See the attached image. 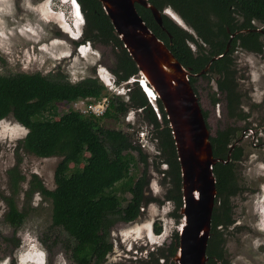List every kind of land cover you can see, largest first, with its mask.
<instances>
[{"label": "trees", "instance_id": "trees-1", "mask_svg": "<svg viewBox=\"0 0 264 264\" xmlns=\"http://www.w3.org/2000/svg\"><path fill=\"white\" fill-rule=\"evenodd\" d=\"M77 2L85 17L82 41H89L94 47L104 45L112 48L115 61L110 71L117 83L137 74L138 67L100 0ZM149 3L161 11L165 7H172L195 29L198 38L164 13L162 28L155 21L151 9L142 6L152 16L151 20L143 17L149 27L193 73L200 72L213 56L223 54L231 42V50L221 59L213 61L211 68L221 73L218 84L223 92H227L229 116L242 118V113L237 110L242 97L238 84L230 83V77L235 75L231 69L235 66L231 54L238 45L250 51L264 52L261 33L250 30L254 28V20L264 22V0H149ZM140 7L137 5L139 12ZM240 30L246 31L231 40L230 34ZM189 41L196 42V53ZM68 77L61 69H53L48 74L0 73V120L13 117L27 128L26 135L19 140L16 148L19 156L17 163L8 171L12 193L3 195L8 204L4 220L14 228L12 236L5 235L4 240L14 245L15 249L22 245L15 236L26 220V212L17 204L18 195L23 190L22 183L27 181V176L20 169L21 153L42 158L61 157L59 169L64 175L57 180L56 187L49 189L39 179L32 177L25 196L30 198L40 192L51 199L52 226L58 228L59 233L66 234L67 238L61 244L70 261L74 264H103L114 249L110 240L114 224L117 221L130 223L137 220L144 206L153 199L147 193L151 180L149 154L132 139L131 133L105 126V119L120 120L130 109H141L143 119L151 126L150 133L159 151L156 159L167 164V168L161 172L171 182L166 198L174 202V215L177 216L183 205L181 167L169 119L159 98L156 102L159 112H156L140 84L134 82L128 86L130 99L110 96L108 106L101 115L74 109L61 114L56 109L59 102L87 99L92 103L109 96L106 85L97 76H85L75 82ZM195 79L190 78L191 84ZM213 100L217 99L213 97ZM236 131L235 127L228 126L211 137L214 156L227 160L230 155L231 160L217 162L214 166L218 195L212 215L207 264H229L223 250L225 240L219 227L223 226L224 229L232 225L231 197L239 193L235 162L242 159L244 152L240 146L230 151L229 146L234 142ZM82 160L84 163L81 166ZM140 162L143 170L136 178L131 170ZM153 162L156 166L160 164L157 160ZM71 164L74 167L71 168ZM127 193L131 194V198H127ZM156 232L160 234L162 226H157ZM57 241L55 239L53 243ZM178 246L179 233L176 232L169 245L158 247L140 262L176 264L173 256ZM48 249L51 250L52 246Z\"/></svg>", "mask_w": 264, "mask_h": 264}, {"label": "rangeland", "instance_id": "rangeland-1", "mask_svg": "<svg viewBox=\"0 0 264 264\" xmlns=\"http://www.w3.org/2000/svg\"><path fill=\"white\" fill-rule=\"evenodd\" d=\"M69 2L0 0V73L48 74L53 69H61L73 82L85 76H97L105 84L103 73L108 71L111 78L109 80H114L110 66L115 57L110 46L92 45L93 50L84 47L86 50L80 54L77 47L85 42L73 41L63 30H71L70 25L74 28L73 11ZM9 4L10 15L4 12V8ZM140 12L146 20L152 19L145 7L141 6ZM256 25L261 27L264 23L259 21ZM234 55L237 59L238 86L242 91L243 110L250 111L252 121H262L264 110L259 107L257 110L251 108L255 103H264V52L254 53L241 49ZM196 86L207 113L208 127L213 135L220 129L232 126L236 127L238 136L242 127L251 122L250 120L245 123L230 116L228 118L222 96L218 95L220 103L213 104L212 97H217V90L211 80L198 78ZM106 89L109 96H103L92 103L96 111L102 114L108 106L110 96H122L114 89ZM119 89L125 90L122 87ZM89 104L87 101H63L57 104L56 109L62 114L72 108L84 110ZM134 110L137 111L136 114L134 111H128L120 120L106 118L104 125L131 133L132 139L146 148L151 175L147 193L149 197L159 200L152 199L145 205L137 220L130 223L117 221L114 224L110 235L114 249L103 264H139L134 254L135 249L141 246L142 250L147 246L149 250H154L159 245H169L182 221L181 214L174 215V202L166 198V191L171 182L169 178H163L161 171L167 168V164L159 158L156 159L159 151L152 141L145 134H138L139 130H151V126L143 119L142 111ZM155 110L157 112V108ZM26 132L27 128L13 117L0 120V264H74L62 248L61 243L66 240V234L59 233L58 228L52 226L51 199L40 192L30 198L25 196V190L28 189L32 177L39 179L49 189L56 187L57 180L64 175L59 169L61 157L42 158L31 153H21L20 169L27 176V181L22 183L23 190L18 195L17 204L26 212V220L15 236L21 240L22 245L15 249L14 245L4 240L5 235L12 236L14 228L4 220L8 204L3 195L12 193L8 171L17 163L19 156L16 148ZM245 147L244 157L235 166L239 193L231 197L233 223L228 228H219L225 240L223 250L229 264H264V150L253 148L249 144ZM154 160L160 164L156 166ZM83 163L82 160L80 165ZM70 166L74 167L73 164ZM142 170L143 164L140 162L135 164L131 171L137 178ZM127 198H131L130 193H127ZM157 226H162L160 234L156 232ZM55 239H58L56 244L53 243ZM153 242L154 244H151ZM129 245H132V251L126 249ZM50 246L51 250L48 249Z\"/></svg>", "mask_w": 264, "mask_h": 264}, {"label": "water", "instance_id": "water-1", "mask_svg": "<svg viewBox=\"0 0 264 264\" xmlns=\"http://www.w3.org/2000/svg\"><path fill=\"white\" fill-rule=\"evenodd\" d=\"M118 36L138 67V73L123 82L127 86L138 82L155 106L159 98L173 132L182 176L183 205L179 210V246L173 256L176 264H207V247L212 230L217 177L214 166L227 160L214 156L211 137L214 136L204 116L202 106L190 83L191 71L186 68L149 27L137 5L151 9L155 21L163 27L162 11L149 0H100ZM169 16V15H168ZM238 31L232 34L234 38ZM221 56L214 57L213 60ZM158 106V105H157ZM155 108L158 109V107Z\"/></svg>", "mask_w": 264, "mask_h": 264}, {"label": "flooded vegetation", "instance_id": "flooded-vegetation-1", "mask_svg": "<svg viewBox=\"0 0 264 264\" xmlns=\"http://www.w3.org/2000/svg\"><path fill=\"white\" fill-rule=\"evenodd\" d=\"M169 10H171V9L168 8L166 10V13L171 18H174L178 22L182 23V21L180 20V18L178 19V17L173 12H169ZM257 22H259V21L258 20H254L253 21L254 28H251L250 30L258 31L259 33H261L260 39H262L264 41V25L261 26V27H259V26L256 25ZM184 29L187 30L189 33H191L195 38H198V34L196 33L195 29L192 28L191 26H189L188 24H187V27H185ZM245 31L246 30H240V32L238 31V34L239 33H244ZM232 34H230V39L231 40L233 39ZM199 41L202 42V40H200V39H199ZM189 44H190V47L193 50V52L196 53L198 51V46H197L196 42L189 41ZM231 46H232V44H231V42H229L228 46L226 47L225 52L223 54L213 56L211 58V60L209 61V63L200 72H197V73L191 72L192 74H191L190 78L191 77L196 78L195 79V82L193 84H191V85H192V87H193V89H194V91H195V93H196V95H197V97L199 99V102H200V104L202 106L204 116L206 114V116H205L206 120H207V113L205 112V110L203 108V104H202V101L200 99L199 92L197 90V86H196L197 85V80H198V78H206L208 81L209 80L212 81V84H214L215 89L217 90L216 91L217 92V97L215 95L213 96L217 100L214 101L213 100V97H212V102H213L214 105L220 103L218 95L220 97L222 96L223 97V100L222 101L224 102L225 108L227 109L226 112H225V114L229 118V109L227 108V106H228V100L226 99L227 92L226 91L223 92L219 88V84H218V81L221 78V73L218 72L216 68L212 70L211 66L213 64V61L219 60L222 57H224L231 50ZM241 49L246 50V51H249V52H254V53H263V52L250 51V50L245 49L244 47L239 46V45L236 46L235 48H233V51H232V54L231 55L234 56L235 66H234V68H231V69L235 72V75L230 77V78H232L231 81H230V83L232 85L233 84H236V85L238 84V77H239L238 71H237V59H236L234 53L235 52H239ZM221 55H223V56L220 57V58H218V59L213 60L214 57H218V56H221ZM190 83H191V81H190ZM132 84H134V82ZM237 88H238V90H239V92L241 93V96H242V91L239 89V86L238 85H237ZM257 107L261 108V110H264V103H260V104L255 103L254 106H253V108H251V110H257ZM237 110H239V112L242 113V118H240L237 115H235L232 119L238 118L239 120L245 121V123L247 121H250L251 120V122H248V126L242 127L241 132H240V134L238 136H237V131H236V137L233 139L234 142L229 145L230 148H231L230 151H233V149H235L236 146H240L242 148L243 152H246V147H245L246 144H249L253 148H255V147L256 148H262L264 150V116L262 117V121H259V122H256L254 120L252 121V118H250V111L249 112H245V110H243L242 97L240 99L239 109H237ZM207 123H208V121H207ZM230 127H232V126H230ZM243 157H244V155H243ZM230 160H231V158L229 159V161ZM240 161L241 160L236 161L235 162V165L238 162H240ZM164 177L165 176H163V178ZM151 244H154V243H151ZM161 246L162 245H159L158 247H161ZM145 247L146 248L145 249H142V250L140 249L141 247H139V248L135 249V251H134V254H136V259L138 258V263L139 264H142L140 262L141 259L147 257L150 252H153V251H155L157 249V248H154V250H149V247H147V246H145ZM126 249L128 251H132V249H130L129 247H127ZM220 263H221V261H220Z\"/></svg>", "mask_w": 264, "mask_h": 264}, {"label": "clouds", "instance_id": "clouds-1", "mask_svg": "<svg viewBox=\"0 0 264 264\" xmlns=\"http://www.w3.org/2000/svg\"><path fill=\"white\" fill-rule=\"evenodd\" d=\"M70 6L72 7V11H73V22H72V24H73V27L74 28H72L71 27V29H72V31L70 32V31H67L66 29H63L64 31H65V33L66 34H68L71 38H72V40L73 41H82V39H83V32H84V30H83V28H84V25H85V17H84V14H83V12H82V10H81V7H80V4L77 2V0H71L70 2ZM4 12H5V14H8V15H10L11 14V4H9V5H7L5 8H4ZM76 14H81V16H82V18L80 19L81 20V26H82V28L81 29H79V26H78V24H77V20H76ZM166 15V14H165ZM168 16V15H167ZM170 17V16H169ZM171 18V17H170ZM172 19V18H171ZM177 23V22H176ZM70 24V23H69ZM237 32V31H236ZM235 33V32H234ZM84 47H87V48H89V49H92L93 50V46H92V43L91 42H89V41H86L85 43H82V44H79L78 45V51H79V53L80 54H82V51H85L86 49L84 48ZM103 73V72H102ZM103 77H104V82H105V85L111 90H113L114 89V91L115 92H117L118 94H121L122 95V97L125 99V100H129V88H128V86H129V84L127 85V86H123V82L122 83H117V81H116V79L114 78V82L112 81L111 82V80H109V75H110V73L108 72V71H106L105 73H103ZM112 75V74H111ZM111 79V78H110ZM121 88H125V90H120L119 89V87ZM72 103V102H71ZM135 108H132V109H130L129 110V112H135V114H136V110H134ZM139 111H141V109H139ZM157 112H158V110H157ZM160 114V113H159ZM141 133H143V134H141ZM138 134H140V135H146L149 139H150V141H152V143L155 145V147H157V145H156V143H155V141L152 139V135H151V133H150V130L148 131H144V130H139L138 131ZM144 135V136H145ZM139 138V137H138ZM143 147V146H142ZM145 150H146V148L145 147H143ZM134 242V241H133ZM149 242H150V240H149ZM154 243V242H153ZM131 246V247H130ZM130 249H133L132 248V245H129L128 246ZM141 247V246H140ZM37 262V261H36Z\"/></svg>", "mask_w": 264, "mask_h": 264}, {"label": "built area", "instance_id": "built-area-1", "mask_svg": "<svg viewBox=\"0 0 264 264\" xmlns=\"http://www.w3.org/2000/svg\"><path fill=\"white\" fill-rule=\"evenodd\" d=\"M111 82H112V80H111ZM113 82H114V80H113ZM85 101L88 102L87 99H79V100H75V101H73L72 103L85 102ZM88 103H89V102H88ZM92 103H94V102H92ZM92 103H90L89 106H88V108H86V109H84V110H82V109H74V108H72V109H74V110H79V111H81V112H83V113L94 112V113H96V114L101 115L102 113H98V112L96 111L95 106H93ZM105 110H106V109H105ZM103 113H104V112H103Z\"/></svg>", "mask_w": 264, "mask_h": 264}, {"label": "bare ground", "instance_id": "bare-ground-1", "mask_svg": "<svg viewBox=\"0 0 264 264\" xmlns=\"http://www.w3.org/2000/svg\"><path fill=\"white\" fill-rule=\"evenodd\" d=\"M68 1H71V0H68ZM169 12H172V10H169ZM176 15V14H175ZM177 16V15H176ZM178 17V19H179V16H177ZM76 18H77V24H78V26H79V29H81V18H82V16H81V14L79 15V14H76ZM70 27H72L71 25H70ZM66 29V28H65ZM67 31H72V29L71 30H68V29H66Z\"/></svg>", "mask_w": 264, "mask_h": 264}]
</instances>
